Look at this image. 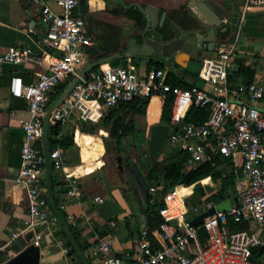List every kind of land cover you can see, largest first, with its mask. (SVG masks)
<instances>
[{
	"label": "built area",
	"instance_id": "2783aa9c",
	"mask_svg": "<svg viewBox=\"0 0 264 264\" xmlns=\"http://www.w3.org/2000/svg\"><path fill=\"white\" fill-rule=\"evenodd\" d=\"M33 1L39 7L40 20L47 28L46 49L41 60L48 63L47 70L36 82L27 83L21 75H13L10 81L11 93L25 99L30 113L29 118L22 119L26 137L20 172V179L27 188L30 216L24 229L14 231L13 237L34 229L33 241L41 245L43 232L37 227L46 223L51 215L45 196L46 158L43 145L40 146L45 114L50 106L51 91L67 75L75 76L78 68L86 65L94 36L86 18L77 12L81 0ZM263 5L264 0L245 1L240 9L236 39L220 42L215 54L203 58L200 69L203 85L173 87L167 81L169 67L140 72L132 58H128L127 65L107 64L88 72L54 110L53 123L66 125L75 117L97 121L106 108L120 102L137 97H161L163 93L174 90L173 128L169 141L189 152L191 166L217 153L228 157L241 154L243 158L237 201L228 209L217 208L198 225H192L191 220L216 206L215 200H203L206 201L204 206L191 204L190 194L176 197L179 186L162 197L160 188L150 185L153 199L164 198L166 203L161 208L164 217L161 226L153 231L154 237H151L148 226L142 229L136 249L131 254L132 263L116 252L112 237L102 238L94 248V254L102 255L101 264H264L254 257L255 249L264 245V84L253 81L235 85L229 77L243 23L249 11ZM33 58L31 48L15 44L2 55L4 61L13 64ZM193 105L211 108L206 122L185 121ZM50 155L55 168H65L61 146L51 148ZM209 182L205 183L203 178L189 186L194 189L201 183L207 187ZM68 193L80 195L77 180L72 181ZM96 199L104 201L101 196ZM230 218L235 223L245 222L248 226L232 228ZM203 230L207 233L205 242L200 236ZM58 244L66 256L70 255L65 238H60Z\"/></svg>",
	"mask_w": 264,
	"mask_h": 264
},
{
	"label": "crops",
	"instance_id": "0c3cea01",
	"mask_svg": "<svg viewBox=\"0 0 264 264\" xmlns=\"http://www.w3.org/2000/svg\"><path fill=\"white\" fill-rule=\"evenodd\" d=\"M134 1H140L144 5L155 4L160 7L161 11L164 9L173 11L183 5L190 8V0H126V2ZM217 1L225 5L234 16L230 23L232 26L231 37L224 40L219 39L221 43L234 41L239 29L240 9L246 0ZM88 2L92 9L97 12L99 19L103 21L105 19L100 15L103 8L108 2L113 3V5L117 3L114 0H88ZM191 12L199 22H202L198 15L192 10ZM39 14L40 9L33 0H0V264L8 263L32 246H38L40 249V264H54L56 259L63 257L68 260V264H85L82 258L75 259L71 254L66 256L58 244L60 238L67 240L68 236L65 237L62 232L61 226L63 227V225L58 216L53 215L54 211L51 205L49 220L37 227V230L43 232L41 245H37L33 241L34 229L23 231L17 238L13 237L14 231L24 229L26 220L30 216L27 188L20 179L21 153L26 137L22 119L29 118L30 113L25 99L15 97L11 93L10 81L13 75H21L27 83H33L47 70L48 61L41 60L46 49L44 39L47 28L40 20ZM185 29L190 30L191 28ZM92 34L96 36V31L93 30ZM14 44L31 48L34 58L20 64L4 61L2 59L3 53L9 46ZM208 52L215 54L216 49L207 51L206 54ZM55 53L59 52L55 51ZM193 57L198 58L195 52L192 54ZM238 60H242L255 70L253 81L264 84V5L254 8L248 13L237 39V47L230 73L239 68ZM167 63L173 67L172 64ZM146 67L141 72H146ZM182 67L179 69L175 66L174 68L183 72ZM243 79V74L237 72L234 74L232 83L235 85L243 83ZM162 103L160 96L151 99L147 115L154 108L157 111L154 114H158L160 118L155 120L149 118L150 126L161 121ZM79 120L75 117L64 125L65 134H74L75 145L66 149L62 148L65 168L57 169L54 167V172L58 174L59 179L58 184L55 185L54 182L57 203L65 212L72 226L71 228L78 232L79 237L77 240L80 245L86 248V250H83L90 264H101L102 255L94 254V248L102 238L108 236L113 238L116 252L125 257L129 263H132L131 254L136 249L140 230L148 223L149 202H146L143 197L138 198L129 189L125 175L119 173L118 164L122 155L117 153L119 149L115 148L116 142L110 136V132L104 127H99L95 133L86 132L82 130ZM79 132L97 136L103 149L96 151L97 148L91 145L88 148V150L90 149L88 153L87 149L78 140ZM128 138L130 144L136 143L133 136ZM109 139L115 143L114 149L110 147ZM142 148L146 149V145L143 144ZM127 154L134 159L141 157L139 160L141 162H146L149 159L146 152H143L139 157L130 153ZM230 158L235 165H241L243 168L241 154ZM145 168L147 171L148 167ZM242 168L240 171L236 170V196L227 195L220 201L214 198H204V196L202 199L197 197L196 199L201 201H196V203L204 206L206 201L203 200L213 199L218 208L228 209L238 199L237 183ZM210 177L212 181H208V186L217 185L219 188L214 178L211 175ZM122 178L125 179L122 180ZM73 180H77L79 183L80 195L68 193ZM195 187L194 189H196ZM180 188L181 186L178 187V192ZM186 192L187 190L179 192L181 198L186 196ZM190 195L195 197V190ZM97 196L103 197L104 201L97 200ZM220 203H223L222 207L219 206ZM30 231H33L32 237H28ZM105 232L107 234H103Z\"/></svg>",
	"mask_w": 264,
	"mask_h": 264
},
{
	"label": "trees",
	"instance_id": "16d2710c",
	"mask_svg": "<svg viewBox=\"0 0 264 264\" xmlns=\"http://www.w3.org/2000/svg\"><path fill=\"white\" fill-rule=\"evenodd\" d=\"M113 11L115 13L123 14L130 18L136 19V21L141 27H144L147 22L145 12L133 6L125 7L124 5H121L120 8L113 9ZM172 23L181 24L183 27L188 29L196 28L200 25L199 20L191 12L190 8L186 5H183L179 9L171 11L169 20H167L166 24L164 25L165 33L168 36L172 35ZM110 26L114 25L106 23L108 32L106 31V29L100 34L101 37H99L98 34L94 36L95 43L88 50L89 62L95 61L99 58L106 57L114 53H122L124 49L127 48V43L123 46L120 42L113 48L109 47V45L107 44L108 40L106 36L111 30ZM231 33L232 26L230 24L224 30L221 31L220 38L223 40L230 38ZM121 60H125L126 63H128V58H116L112 60L110 64L121 65ZM132 60L135 66H138L139 60L141 59L139 57H135L132 58ZM195 60L196 57H193L192 62ZM238 64L239 68L235 70V72H231L229 75L231 82L234 80V74L239 72L243 74L244 84L251 83L254 80L255 70L252 69L250 65L246 64L242 60H238ZM175 65L179 68L182 67L178 63H175ZM189 66L182 67L183 72H180L178 69L174 68V66L172 67L168 65L166 61L151 59L147 62L146 71H150L152 69L157 68L169 67L170 71L168 74L167 81L173 87L189 88L194 84L203 85L204 80L200 77V72H194L189 68ZM99 68L100 67L98 66L95 68V70H98ZM73 77L74 76L72 74L67 75L51 91L50 104L57 98L58 95L62 93L64 88L68 85V83ZM161 98L163 101L161 121L171 124L175 91L172 90L163 93L161 95ZM151 99L152 96L144 98L137 97L130 101L120 102L115 106L106 108L103 111L99 121L94 122L92 120L88 121L80 119L79 124L81 125L82 130L92 133H95L99 127L106 128L110 132V136L115 139L116 148L120 149L121 145L123 144V139L125 137L136 136L137 132L140 131L138 116L147 115ZM210 113L211 108L209 106L202 107L199 105H193L189 109L185 121L204 123L209 118ZM49 138L51 148H54L59 145L62 148L66 149L75 145L74 134H65L64 125H61L60 123L51 122ZM145 141L146 139L144 141L142 140L141 143L138 144L135 140V145L139 148H142V145L145 144ZM40 146L42 147V143H40ZM142 152L148 153L147 148L145 150H142ZM189 156L190 154L186 149H183L179 145L170 142V144L164 148L161 156L155 162H148L147 167L151 170L149 184L158 186L160 188L159 193L160 195H162V197H164L165 193L169 192L172 187H176L178 185L183 188V191L187 190V196L191 194L194 190L193 186L189 185L203 178L204 182L207 183L209 181V177L207 176L211 175L219 185L217 193H213L212 196H207L208 193L205 189H195L196 196L190 198L189 202L191 204H197L196 201H201L200 199H196L197 197L202 199V197L204 196V198H214L220 201V199L224 198L227 195L232 194L236 196V170L240 171L242 168L241 165L237 166L230 157L217 153L215 155H212L208 160L191 166L189 164ZM54 182L55 185L59 183L58 174L56 172H54ZM45 196L50 207L47 193L45 194ZM165 204L166 203L164 201V198L163 200L153 199V197L150 195L147 226L149 227L151 237H154L153 231L158 229L161 226V223L164 221V217L161 214V208H163ZM53 215L56 216L54 212ZM230 226L232 228H246L248 224L245 222L235 223L234 220L230 218ZM61 230L64 233L65 237H67V234L62 226ZM72 230L76 238H78V232L74 228H72ZM141 231L142 229L140 230V234ZM103 234H107V232ZM32 236L33 231H30V233H28V237ZM200 236L202 238V241L205 242L207 238L206 231H201ZM67 244L70 247V254L73 255L75 259H81L80 255L73 248L68 237ZM81 247L86 250L84 246L81 245ZM255 254H260V249H255Z\"/></svg>",
	"mask_w": 264,
	"mask_h": 264
},
{
	"label": "water",
	"instance_id": "95a60500",
	"mask_svg": "<svg viewBox=\"0 0 264 264\" xmlns=\"http://www.w3.org/2000/svg\"><path fill=\"white\" fill-rule=\"evenodd\" d=\"M189 6L191 10L198 15L202 20L200 27L191 28L186 30L176 23H172L173 36L165 39L161 32H158V26H162L167 18V11L161 13L159 6L155 4H148L145 9L147 18V26L144 31L142 42L139 43L136 37H131L128 41V47L124 53H114L106 57L99 58L95 61L86 63L83 67L78 68L77 74L71 79L68 85L64 88L62 93L50 104L44 122V134L42 138V145L46 158V182H47V195L48 200L53 208V211L58 216L62 223L64 230L76 252L81 256L85 264H90L87 259L83 248L77 240L71 225L59 207L54 191V165L51 159V145H50V127L51 118L54 110L65 100L70 94L77 82L88 72L101 66L105 63H110L116 58H135L142 57L150 59L154 55L165 57V61L169 62L172 59L181 66L187 67L192 58L191 51L195 44L199 48L209 46L210 51H214L220 44L218 38L220 33L228 25H230L233 15L229 9L217 0H190ZM87 25L90 31L94 30V17L93 14L88 13L86 16ZM208 26V27H207ZM149 32H152L149 34ZM173 126L165 122H157L151 125L150 133L146 138V148L148 150V161L141 162L139 159L129 157L125 152V147L130 148L131 144L129 138L125 137L122 144L123 155L120 156L118 164L119 173L124 174L126 183L129 184V189L138 197L145 198L149 202V178L151 170L146 171L148 162H155L162 154L164 148L169 142ZM125 178H122L124 180ZM176 187H172L170 191H174ZM166 192V190H165ZM218 207L214 206L206 211H203L191 220L192 225H198L203 222L204 218L216 211ZM264 245L260 249L263 253ZM40 249L38 246H32L24 253L11 259L6 264H40ZM32 253V254H29ZM33 255V256H32ZM54 264H68L66 258L56 259Z\"/></svg>",
	"mask_w": 264,
	"mask_h": 264
},
{
	"label": "rangeland",
	"instance_id": "374dc122",
	"mask_svg": "<svg viewBox=\"0 0 264 264\" xmlns=\"http://www.w3.org/2000/svg\"><path fill=\"white\" fill-rule=\"evenodd\" d=\"M112 7H114L113 3H109L108 2L107 5L103 8V10L101 11V14H100L101 16H103V18L105 19L106 22L107 21L111 22L109 24L114 25V26H110L111 30L106 36L107 40H108L107 44L111 48H113L114 46L119 44V42L123 46L126 44L125 39L131 32L130 31L125 32V26L131 25L133 23V18H130V17L126 16V15L121 14V15H117L116 16V14H114L112 12ZM112 22L118 23V24H113ZM106 31L108 32V29ZM212 54H213L212 52H208L207 54L205 53L204 56H208V55H212ZM204 56H199L195 61L191 62L189 68L191 70H193L194 72H196V71L200 72ZM86 61H87V63L89 62V56L88 55L86 57ZM107 64H110V63L102 64L99 67L105 66ZM120 64L123 65V64H128V63H126L125 60H121ZM146 66H147V61L139 60V65L136 66V68H137V70H139L141 72V70H143ZM154 113H157V111H156V109L152 108L151 112H149L148 115H140V116H138V123L140 125V127H139L140 131L137 132L136 136H133V138L136 139V142L138 144L141 143L142 140L144 141L147 138V135L150 133L151 126L149 125L148 119L150 118V119L155 120L157 118H160L158 116V114L156 115ZM145 126H146V128H145ZM108 143H109L110 147L112 149H114L115 143H113L111 141V139L108 140ZM169 144H170V141L168 142V144L166 146H168ZM133 145H135V144L132 143L131 146H133ZM115 148H116V146H115ZM141 150H145V149L141 148ZM146 157H147V154H146ZM195 188H196V190H199L200 188L205 189L201 183H198ZM206 188H207L206 191L208 193L207 196H212L213 193H217V191H218V186L217 185H211V186H208ZM219 206L222 207L223 203H220ZM254 257L259 259L261 262L264 263V253L263 254H255Z\"/></svg>",
	"mask_w": 264,
	"mask_h": 264
},
{
	"label": "flooded vegetation",
	"instance_id": "af4514ba",
	"mask_svg": "<svg viewBox=\"0 0 264 264\" xmlns=\"http://www.w3.org/2000/svg\"><path fill=\"white\" fill-rule=\"evenodd\" d=\"M114 1H116L117 3L114 5V7H112V12L114 13V14H116V15H121V14H118V13H115L114 11H113V9H116V8H120L121 7V5H124L125 7H131V6H133V7H135V8H139V9H141V10H143L144 11V9H145V7L147 6V5H144L142 2H140V1H134V2H126V0H114ZM175 10V9H174ZM163 11H167V18H166V20H165V22H164V24L162 25V26H158V28H157V30H158V32H161L162 34H163V37L165 38V39H169V38H171L172 36H173V31H172V35H167L166 33H165V27H164V25L166 24V22H167V20H169V17H170V13H171V11H168V10H162L161 11V13L163 12ZM77 12H78V14H80V15H83L85 18H86V16H87V14L88 13H91V14H93V17H94V30L96 31V35L98 34V36L99 37H101V33L103 32V31H105L106 29H107V27H106V23H109V22H106V21H103V20H101V19H99V17H98V14H97V12H95L93 9H92V6L90 5V3L88 2V0H81L80 1V5H79V7H78V9H77ZM176 24H178V23H176ZM178 25H180L181 27H183L181 24H178ZM146 26H147V22H146V24H145V26L144 27H141L140 25H139V23L136 21V19H133V23L131 24V25H127V26H125V32H127V31H130L131 33L126 37V39H125V41H126V43H127V47H128V41H129V39L131 38V37H136L137 38V40H138V42L139 43H141L142 42V37H143V34H144V31H145V29H146ZM201 25H199V27H200ZM208 27V26H207ZM184 29H185V27H183ZM196 28H198V27H196ZM171 29H172V27H171ZM150 33H152V32H149V34ZM220 38V37H219ZM218 38V40L220 41V39ZM221 42V41H220ZM94 43H95V40H94ZM126 50H127V48L122 52V53H124V52H126ZM207 51H210L209 50V46H205V47H203V48H199L198 46H197V44H195V47L193 48V50L191 51V54H193L194 52L196 53V56L197 57H199V56H203L204 55V53H206ZM141 60H145V61H149V60H151V59H158V60H161V61H165V57L163 56V57H161V56H157V55H154L152 58H150V59H147V58H142V57H139ZM169 63L170 64H172L174 67L176 66L175 65V61L172 59L171 61H169ZM125 152L126 153H130V154H133L134 156L136 155V156H141L142 155V150H141V148H139V147H137L136 145H133V146H131L130 148H128V147H125ZM117 153H119L120 155H123V152H122V145H121V147H120V149H119V151L117 152ZM141 158V157H140ZM140 160V159H139Z\"/></svg>",
	"mask_w": 264,
	"mask_h": 264
},
{
	"label": "bare ground",
	"instance_id": "6f19581e",
	"mask_svg": "<svg viewBox=\"0 0 264 264\" xmlns=\"http://www.w3.org/2000/svg\"><path fill=\"white\" fill-rule=\"evenodd\" d=\"M78 140L87 149L88 153L90 152V149L88 150V148L91 145H93V146H95V148H97L96 151L103 149L102 145L99 142V138L97 136H95V135L85 134V133L79 132ZM182 191H183V188L181 187L179 189V192H182ZM179 192H177L176 197L181 198V195H180Z\"/></svg>",
	"mask_w": 264,
	"mask_h": 264
}]
</instances>
